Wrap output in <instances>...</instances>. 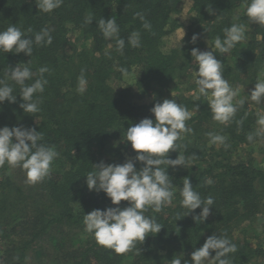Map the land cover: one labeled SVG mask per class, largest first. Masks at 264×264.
I'll use <instances>...</instances> for the list:
<instances>
[{
    "label": "trees",
    "instance_id": "trees-1",
    "mask_svg": "<svg viewBox=\"0 0 264 264\" xmlns=\"http://www.w3.org/2000/svg\"><path fill=\"white\" fill-rule=\"evenodd\" d=\"M182 1L64 0L61 7L43 13L36 0H0V31L12 24L29 35L27 38L42 29L53 37L51 45H34L31 57L0 52V79L5 78L8 67L29 60L33 81L39 78L40 67L49 68L44 74L48 81L45 91L37 94L41 101L37 117L19 107L23 102L19 86L13 85L17 101L0 104V127H35L43 134L41 142L59 153L50 175L35 185L26 183L21 168L10 174L4 171L10 169L7 166L0 168V264H46L44 256L50 264L58 260L64 264H173L177 258L181 264H191L192 252L213 234L226 235L236 245L237 251L229 254L231 264H264V167L246 149L258 142L264 155V138L247 140L258 129L261 113L244 103L227 125L214 121L207 102L193 100L196 85L191 56L192 48L210 51L214 38L223 39V29L232 23L243 24L245 40L229 53L217 52L216 58L223 63L229 84L244 86L250 94L255 83L264 79V26L245 15L249 0H191L187 33L178 45L166 49L164 38L181 26L177 15ZM136 13L145 16L150 30L142 27ZM89 15L93 22L86 24ZM100 18L116 20L120 38L125 40L123 54L116 50L114 40L103 37L97 26ZM133 32L140 33L138 48L127 43ZM194 34H199L195 44L191 43ZM76 35L89 39L85 48L78 50L71 43L69 37ZM73 49L71 56L66 54ZM120 67L137 73L139 96L152 94V100L135 103L128 91L114 93L110 81L117 72L121 74ZM82 69L87 90L80 94L77 87ZM180 83L192 95L175 93L173 88ZM164 99H175L192 113L186 121L192 132L182 134L181 147L168 154L172 159L183 156L187 167L168 169L176 189L172 204L159 213L151 209L145 213L156 218L163 226L161 231L138 244L139 251L116 254L99 246L85 231L84 214L114 205L103 192H89L84 176L101 161L122 164L134 159L136 153L124 141L125 132L143 118L154 119L150 109ZM210 132L226 137L229 147L211 144ZM142 166L137 162L136 169ZM184 177L202 198L214 199L203 223L193 219L201 209L184 216L187 210L179 203ZM126 206L128 202L121 201L120 207Z\"/></svg>",
    "mask_w": 264,
    "mask_h": 264
},
{
    "label": "clouds",
    "instance_id": "clouds-1",
    "mask_svg": "<svg viewBox=\"0 0 264 264\" xmlns=\"http://www.w3.org/2000/svg\"><path fill=\"white\" fill-rule=\"evenodd\" d=\"M64 0H36L39 12L51 13L62 6ZM210 14H214L212 9ZM245 15L252 23L264 26V0H249L245 6ZM136 16L142 21V27L151 29V24L141 13ZM236 19H239L238 17ZM93 17L89 15L85 23L91 24ZM97 26L106 40H114L116 50L123 54L125 40L120 38V27L114 18L105 20L100 18ZM29 33L31 29L27 30ZM206 31V30H205ZM223 39L216 36L212 41L210 51H200L192 48L194 73L196 85L194 101L203 98L210 109L212 119L220 124L227 125L235 117L238 108L242 107L245 99L237 100L238 89H234L224 78L223 63L216 58L220 54L229 53L237 44L245 40V26L232 23L223 29ZM25 32L15 25H10L6 30L0 31V52L24 53L31 57L34 45H51L53 37L48 29L27 38ZM185 32L183 30V37ZM199 34H194L191 43L195 44ZM128 45L132 48L141 46L140 33L133 32L128 37ZM209 45V41H207ZM27 63H19L14 68L8 67L3 79H0V104L5 101L16 103L17 95L14 94L13 85L19 86V96L22 103L19 107L24 113L37 117L41 101L37 94L45 91L48 81L44 74L49 72L46 66L38 69L39 78L33 81L34 73ZM123 78L129 76L127 68L120 67ZM11 81L12 83H9ZM28 81H33L27 83ZM87 90V80L84 70L78 78L77 92L83 94ZM256 104L264 103V79L255 83L254 88L246 97ZM198 109V105H195ZM152 118H143L138 123L128 127L125 132V142H130L131 149L136 153L134 159L126 160L122 164H106L104 161L94 164L89 171L85 183L89 192H103L114 207L106 209H93L84 214L83 225L85 231L94 236L99 246L113 250L116 254H125L142 244L146 237L157 234L163 226L154 216H146L150 209L159 213L166 205L173 202L175 187L172 177L168 174L169 167L175 169L179 166L187 167L186 159L179 156L175 159L169 153L177 152L181 147L182 134H190L192 129L186 126L192 113L175 99H164L162 103H155L150 109ZM38 119V118H37ZM40 120V119H38ZM258 129L254 134H249L247 140L253 142L256 138H264V115L257 117ZM209 142L214 145L226 144V137L214 133H207ZM43 141V134L35 127L23 125L0 127V168L7 166L10 169L21 168L26 173V183L35 185L42 182L50 175L52 165L59 156L54 146H49ZM137 162L143 166L137 170ZM211 183V181H207ZM180 206L186 209L184 216L196 209H201L193 219L203 223L211 214L214 199L211 196L202 198L195 190L188 177L183 178V186L179 189ZM121 201H127L128 206L120 207ZM154 236V235H152ZM237 247L226 235L213 234L204 244L191 254V264H231L229 254L235 253ZM215 255H211V253ZM173 264H181L177 258ZM184 264H189L184 261Z\"/></svg>",
    "mask_w": 264,
    "mask_h": 264
},
{
    "label": "rangeland",
    "instance_id": "rangeland-1",
    "mask_svg": "<svg viewBox=\"0 0 264 264\" xmlns=\"http://www.w3.org/2000/svg\"><path fill=\"white\" fill-rule=\"evenodd\" d=\"M191 0H183L181 3V10L179 12V14L177 15L179 21L181 22V26L171 35H168V37L166 36L164 38V45L165 48L168 49L170 46L172 45H178L181 41V39L183 38V30L185 32V34L187 33V26L189 25L190 21H189V15H190V7H191ZM70 41L71 43L77 46V49H83L85 48V46L88 44V38L84 37V36H70ZM72 52H74V49L71 50H67L66 54L67 55H72ZM70 56H67V58H70ZM194 73V72H193ZM113 79L110 81V86L114 89V93L119 94L120 91L124 92V91H128L129 93H131V100H133L135 103H141L142 101H150L152 100L153 96L152 94H145V96H139L137 89H136V79H137V73L135 71L129 72V76L128 78L125 80L122 76V74L118 75V72L116 73V75H114L112 77ZM230 85L234 88V89H238V96L236 97L237 100L239 99H245V103L247 105H250L252 107H254L256 112L261 113V115H264V103H261L262 105L259 107L260 104H256L255 102L251 101L250 99H246V97L249 95L246 93V88L244 86H236L233 83H230ZM248 89V88H247ZM175 93H184L187 95H192L193 91H191L186 84H177L174 86L173 88ZM253 147H248V150L251 151V155L254 157V160L261 165L262 167H264V155L261 153L260 148H261V144L259 145L258 142L254 145H252ZM246 153V151L244 152ZM5 173H9L12 171V169H5L4 170ZM254 233H257V231H254ZM54 247H52L53 250ZM51 249V247H50ZM44 260L46 261V264H50L48 262H50L51 260H47L44 256ZM54 264H64L61 260L59 261H53Z\"/></svg>",
    "mask_w": 264,
    "mask_h": 264
}]
</instances>
